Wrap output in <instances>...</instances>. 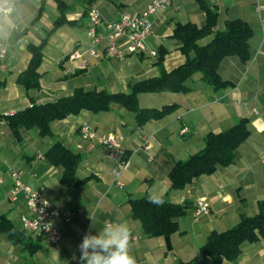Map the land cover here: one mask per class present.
<instances>
[{"label": "crops", "instance_id": "crops-1", "mask_svg": "<svg viewBox=\"0 0 264 264\" xmlns=\"http://www.w3.org/2000/svg\"><path fill=\"white\" fill-rule=\"evenodd\" d=\"M150 1L22 0L11 14H0V50L5 49L0 59V214L15 229L25 232L15 243L0 230V264H80L78 245L90 229L89 213L99 221L91 230L93 235L105 220L128 227L136 264H213L209 256L194 259L209 233L236 225L242 215L258 213V202L264 199V163L260 159L264 153V0H201L217 13L215 29H223L228 19L239 18L248 22L253 31L249 59L245 62L238 56H227L219 65L218 73L229 86L215 90L196 73L187 80L189 89L185 92L140 93V108L176 105L170 113L149 120L143 127L137 126L133 112L116 103L105 111L81 110L54 120L51 135L42 136L37 127H32L21 129L18 139L9 126L6 116L32 103L70 96L78 87L129 92L134 82L160 74L156 64L160 50L164 51L166 70L183 63L181 42L173 36V29L177 22L198 26L205 23L206 14L199 0H169L170 5L153 16V33L143 52L123 60L97 59L78 74H64L68 53L88 44V6L95 5L105 21L113 22L123 13L142 12ZM49 8L53 22L47 29L41 20ZM57 18L65 21L47 35ZM82 25L85 32H77L75 28ZM45 38L38 69L40 87L26 90L17 77L31 58L27 45L39 44ZM211 38L212 35L204 37L200 42ZM152 49L157 55L150 54ZM106 60L112 62L104 64ZM239 118L247 119L250 133L237 147L234 162L217 166L213 173L202 174L182 188L171 189L167 176L170 166L202 150L208 132L225 130ZM85 121L98 132L124 138L121 160L126 165L118 178L120 184L112 173L116 161L108 150L81 137L79 126ZM184 128L186 131H182ZM57 141L79 155L71 182H64L62 167L44 155ZM11 168L21 172L24 183L42 191L53 207L62 211L83 209L70 222L58 224L62 231L59 242L51 244L43 234L23 228L21 215L31 213L23 194L11 200ZM152 192L166 195L174 204H188L186 213L178 218V231L169 237H146L131 215L129 197ZM200 195L207 197L210 210L194 218L195 200ZM220 264H264V235L254 242L244 241L236 260Z\"/></svg>", "mask_w": 264, "mask_h": 264}, {"label": "trees", "instance_id": "trees-1", "mask_svg": "<svg viewBox=\"0 0 264 264\" xmlns=\"http://www.w3.org/2000/svg\"><path fill=\"white\" fill-rule=\"evenodd\" d=\"M199 1L206 14L205 23L198 26L191 22H177L173 29V36L181 42L183 63L169 71L166 70L163 66L164 51L160 50L156 61L160 74L134 82L129 92H110L106 89L85 90L78 87L70 96L45 103H32L31 106L6 116L15 136L19 139L21 129L32 127H37L42 136L51 135L50 127L54 120L78 114L81 110L105 111L112 103L133 112L137 126L143 127L149 120L158 119L170 113L176 105H165L161 109L140 108L138 105L140 93L185 92L189 89L186 85L187 80L196 73H200L201 78L215 90L231 85L219 75V65L227 56H238L245 62L249 59V39L253 33L252 28L248 22L236 18L226 20L223 29H215L217 13L201 0ZM63 21H65L63 18H57L47 35ZM210 35H212L210 41L200 42L201 39ZM45 41L46 38L39 44L27 45L31 58L27 68L17 77V82L26 90L40 87L38 69L42 61ZM249 133L246 118L237 119L231 127L220 132H208L204 137L205 146L202 150L184 160H177L170 166L167 172L170 188H182L202 174L213 173L217 166L233 163L237 147ZM44 155L52 164L62 167L61 177L64 182L73 181L80 161L77 153L57 141ZM148 195L138 197L131 195L128 200L131 215L140 223L143 234L146 237H169L177 232L178 218L186 213L188 204H174L167 199L166 195H162L164 203L157 206L148 201ZM258 207L257 214L242 215L236 225L221 232L211 231L194 259L209 256L213 264H220L223 260H236L241 253V244L244 241L254 242L264 235V199L258 202ZM0 230L15 243L25 235L24 231L15 229L11 221L3 214H0Z\"/></svg>", "mask_w": 264, "mask_h": 264}, {"label": "built area", "instance_id": "built-area-1", "mask_svg": "<svg viewBox=\"0 0 264 264\" xmlns=\"http://www.w3.org/2000/svg\"><path fill=\"white\" fill-rule=\"evenodd\" d=\"M20 1L22 0H0V14L3 16L11 14ZM169 5V0H151L142 12L136 15L123 13L118 20L113 22L105 21L95 5L88 6L86 10L88 44L84 49L75 48L68 53L65 59L68 64L63 68L64 74L74 75L79 71H84L97 59L123 60L127 55L143 52L148 38L153 33V16L157 12L165 10ZM101 27L104 30H101ZM4 54L5 49L2 48L0 59L4 57ZM150 54L155 56L157 51L152 49ZM182 131H186V128ZM79 132L83 139L97 142L108 150L109 156L116 161L112 173L118 180L126 165L121 160L124 152V138L112 132H98L86 121L79 126ZM260 159L264 163V153L261 154ZM9 174L13 182L11 200H15L19 194H23L31 213L30 215H21L20 220L23 228L31 233L43 234L51 244L59 242L62 238V231L58 224L70 222L76 215L81 214L83 209L59 210L52 206L42 191L24 183L19 170L11 168ZM1 181L2 177H0ZM118 183L120 184L119 180ZM209 210L210 205L207 197L205 195L198 196L193 209L194 218L208 214Z\"/></svg>", "mask_w": 264, "mask_h": 264}, {"label": "clouds", "instance_id": "clouds-1", "mask_svg": "<svg viewBox=\"0 0 264 264\" xmlns=\"http://www.w3.org/2000/svg\"><path fill=\"white\" fill-rule=\"evenodd\" d=\"M147 199L157 206L164 203L162 194L155 192L149 193ZM88 218L92 222L90 229L78 245L80 264H136L131 253V232L124 223L105 220L93 235L91 230L99 221L90 213Z\"/></svg>", "mask_w": 264, "mask_h": 264}, {"label": "rangeland", "instance_id": "rangeland-1", "mask_svg": "<svg viewBox=\"0 0 264 264\" xmlns=\"http://www.w3.org/2000/svg\"><path fill=\"white\" fill-rule=\"evenodd\" d=\"M52 4L55 6V2H52ZM51 8H49L48 12L46 13V15L44 16V18H42L41 22H42V25L44 27H46L47 29H50L52 27V20H50V17H51ZM67 26H64V28H66ZM68 28V27H67ZM77 32H80V33H83L85 32V27L84 25L80 26V27H76L75 28ZM107 62H112V61H109V60H106L104 61L103 63L104 64H107Z\"/></svg>", "mask_w": 264, "mask_h": 264}]
</instances>
